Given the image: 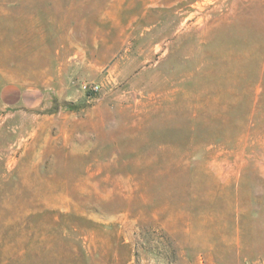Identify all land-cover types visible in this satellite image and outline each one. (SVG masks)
<instances>
[{
  "label": "rangeland",
  "instance_id": "obj_1",
  "mask_svg": "<svg viewBox=\"0 0 264 264\" xmlns=\"http://www.w3.org/2000/svg\"><path fill=\"white\" fill-rule=\"evenodd\" d=\"M0 264H264V0H0Z\"/></svg>",
  "mask_w": 264,
  "mask_h": 264
},
{
  "label": "built area",
  "instance_id": "obj_2",
  "mask_svg": "<svg viewBox=\"0 0 264 264\" xmlns=\"http://www.w3.org/2000/svg\"><path fill=\"white\" fill-rule=\"evenodd\" d=\"M94 88H95V89H98V86L96 85Z\"/></svg>",
  "mask_w": 264,
  "mask_h": 264
}]
</instances>
